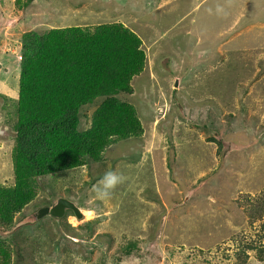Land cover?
<instances>
[{
  "label": "rangeland",
  "instance_id": "374dc122",
  "mask_svg": "<svg viewBox=\"0 0 264 264\" xmlns=\"http://www.w3.org/2000/svg\"><path fill=\"white\" fill-rule=\"evenodd\" d=\"M19 3L0 0V184L12 179L9 153L16 136L23 33L118 21L141 39L148 65L132 83L134 94L120 97L136 107L144 137L107 153L121 163L117 172L123 165L129 170L121 187H135L128 190L131 203L125 193L121 199L113 193L107 202L94 198L101 173L95 165L44 178L39 199L21 218L57 198L84 203V218L67 219L76 231L48 218L4 239L17 249L31 246L14 264H98L100 258L104 264H141L137 256L114 259L123 233L142 235L136 226L147 209L156 226L150 238L157 235L160 242L158 249L156 243L146 246L157 258L149 264H180L167 258V249L177 251L180 241L187 249L199 240L192 231L203 237L202 245L215 233V241L228 236L224 227L212 229V216L221 224L229 219L236 228L246 223L239 208L244 194L253 196L264 185V106L257 108L264 103L258 94L264 86V0H36L25 9ZM217 6L223 13H216ZM214 137L224 139L220 153L218 145L207 144ZM211 147L212 155L204 158ZM95 218L102 223L94 231L77 230ZM231 240L212 247L211 263L234 264L228 260L237 251ZM245 259L264 264L251 252Z\"/></svg>",
  "mask_w": 264,
  "mask_h": 264
},
{
  "label": "trees",
  "instance_id": "16d2710c",
  "mask_svg": "<svg viewBox=\"0 0 264 264\" xmlns=\"http://www.w3.org/2000/svg\"><path fill=\"white\" fill-rule=\"evenodd\" d=\"M18 1L20 9H25L36 0ZM19 40L21 60L18 59L16 136L9 153L12 179L7 184H0V225L5 228L20 221L25 208L39 199L40 190L46 185L41 184L44 178H57L95 165L100 168V180L107 171H116L115 167L121 164L108 158L107 153L121 143L144 137L136 107L120 98L134 94L132 83L148 65L141 39L127 26L112 21L96 26L57 28L46 34L29 31L23 33ZM260 77L261 73L255 81ZM258 92L260 100V96L264 97V86ZM260 106L263 107L264 103L257 108ZM211 143L218 145L220 153L224 139L210 138L207 144ZM204 155H212V147L210 151H204ZM123 167L125 165L120 166L118 173L126 176L129 170L125 171ZM90 184L85 187H90ZM133 188L131 184L119 185L113 193H118L117 199L125 193L127 203H131L128 190ZM143 192L145 194V190ZM244 197L246 200L239 208L245 224L236 228L231 225V220L221 224L212 216V229L218 232L224 227L228 229V236L215 241L218 236L215 233L203 247V237L192 231L199 240H192L187 249L180 241L177 251L167 249V258H178L180 264H213L209 257L212 247L232 239L237 251L229 255V261L246 264L245 257L251 252L255 260L264 262V185L255 191V195L250 196L247 192ZM143 201L150 202L142 198L140 202ZM161 201L159 198L157 205L163 207ZM50 203L49 200L46 202L47 205ZM149 213L147 209L143 216L145 221H139L140 226L130 221L142 235L134 237L123 233L119 247L121 254L118 252L114 263H121L132 256L142 258L141 264L157 259L155 252L146 248L148 244L156 243L155 248L158 249L160 244L156 240L157 235L150 238L156 226ZM69 217H74L73 213L69 212L62 221L76 231L67 223ZM101 223L102 219L95 218L83 222L77 230L86 232L87 229L91 233ZM256 223H259V228L255 227ZM24 228L28 227L19 231ZM147 229L146 235L142 231ZM105 236L110 237V234ZM27 249H17L0 237V264H14V259L18 256L23 258L22 251ZM98 264H104L103 258Z\"/></svg>",
  "mask_w": 264,
  "mask_h": 264
},
{
  "label": "water",
  "instance_id": "95a60500",
  "mask_svg": "<svg viewBox=\"0 0 264 264\" xmlns=\"http://www.w3.org/2000/svg\"><path fill=\"white\" fill-rule=\"evenodd\" d=\"M176 86H179V81ZM69 212L73 213L79 221L84 218V210L80 201H73L65 198L53 199L51 205L43 206L35 210L10 228H5L0 225V237L11 239L21 228L32 227L48 218L60 224Z\"/></svg>",
  "mask_w": 264,
  "mask_h": 264
},
{
  "label": "clouds",
  "instance_id": "9594fccd",
  "mask_svg": "<svg viewBox=\"0 0 264 264\" xmlns=\"http://www.w3.org/2000/svg\"><path fill=\"white\" fill-rule=\"evenodd\" d=\"M211 11V10H209ZM223 8L217 6L216 13H223ZM18 59L21 60V54L17 55ZM125 177L116 171H107L103 177L93 186L92 191L94 192V198L100 201L107 202L111 199L114 190L125 182ZM52 203V202H51ZM82 203V202H81ZM51 205V204H50ZM84 210V209H83ZM85 212V211H84Z\"/></svg>",
  "mask_w": 264,
  "mask_h": 264
},
{
  "label": "crops",
  "instance_id": "0c3cea01",
  "mask_svg": "<svg viewBox=\"0 0 264 264\" xmlns=\"http://www.w3.org/2000/svg\"><path fill=\"white\" fill-rule=\"evenodd\" d=\"M113 22H118V21H113ZM126 26V25H125ZM129 27V26H128ZM155 43H157V41H155ZM153 45H154V43H153ZM155 46V45H154ZM143 47L145 48V46H144V44H143ZM148 49H149V44H148ZM146 54H147V52H146Z\"/></svg>",
  "mask_w": 264,
  "mask_h": 264
}]
</instances>
